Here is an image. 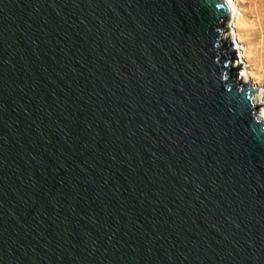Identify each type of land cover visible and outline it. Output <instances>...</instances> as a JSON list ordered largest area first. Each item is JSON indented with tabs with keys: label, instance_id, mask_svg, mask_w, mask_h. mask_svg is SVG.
Wrapping results in <instances>:
<instances>
[{
	"label": "water",
	"instance_id": "1",
	"mask_svg": "<svg viewBox=\"0 0 264 264\" xmlns=\"http://www.w3.org/2000/svg\"><path fill=\"white\" fill-rule=\"evenodd\" d=\"M234 5L0 0V264H264Z\"/></svg>",
	"mask_w": 264,
	"mask_h": 264
},
{
	"label": "bare ground",
	"instance_id": "2",
	"mask_svg": "<svg viewBox=\"0 0 264 264\" xmlns=\"http://www.w3.org/2000/svg\"><path fill=\"white\" fill-rule=\"evenodd\" d=\"M231 1L232 5L235 4L233 6L235 14L230 16L232 26L238 41L243 42L242 56H246L253 69L243 75V82L254 86L255 81H251L250 78L264 76V0H228ZM259 98L260 95L254 92L253 103L258 104ZM257 114L264 121L261 112Z\"/></svg>",
	"mask_w": 264,
	"mask_h": 264
},
{
	"label": "rangeland",
	"instance_id": "3",
	"mask_svg": "<svg viewBox=\"0 0 264 264\" xmlns=\"http://www.w3.org/2000/svg\"><path fill=\"white\" fill-rule=\"evenodd\" d=\"M239 6V5H238ZM237 6V7H238ZM239 11V9H238ZM235 12L232 13L234 15ZM228 32L229 36L232 37L233 45L235 49H233V59H232V65L235 68V71L237 73L238 78L243 81V78L245 73L248 74V72L252 71V67L250 65V62L246 60V56H242V48H243V42L238 41L237 36L234 31V27L232 26V17H230V20L228 21ZM251 81H255L253 84L256 88L255 93L260 95L259 103L256 104L257 109L261 112V115L264 116V76H261L260 78H250ZM253 79V80H252ZM262 96V99H261Z\"/></svg>",
	"mask_w": 264,
	"mask_h": 264
}]
</instances>
